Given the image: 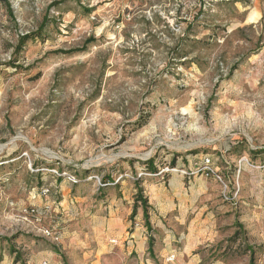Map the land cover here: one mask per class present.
Wrapping results in <instances>:
<instances>
[{"label": "rangeland", "instance_id": "obj_1", "mask_svg": "<svg viewBox=\"0 0 264 264\" xmlns=\"http://www.w3.org/2000/svg\"><path fill=\"white\" fill-rule=\"evenodd\" d=\"M17 252L264 264V0H0V264Z\"/></svg>", "mask_w": 264, "mask_h": 264}, {"label": "crops", "instance_id": "obj_2", "mask_svg": "<svg viewBox=\"0 0 264 264\" xmlns=\"http://www.w3.org/2000/svg\"><path fill=\"white\" fill-rule=\"evenodd\" d=\"M120 238L123 237V233H121ZM136 238H139V235H136ZM30 264H63L61 259L58 258L53 252L48 253V252H38L35 258H30L29 261ZM7 264H26L22 261H15V258L13 257L11 261L8 259Z\"/></svg>", "mask_w": 264, "mask_h": 264}, {"label": "trees", "instance_id": "obj_3", "mask_svg": "<svg viewBox=\"0 0 264 264\" xmlns=\"http://www.w3.org/2000/svg\"><path fill=\"white\" fill-rule=\"evenodd\" d=\"M23 41H24V39H23ZM137 201H140L141 202L142 207H143V211H144L145 223H146V225H149L148 224L149 223V215H148V207L149 206H148V201L146 199H144V197H143V195L141 193L137 195L136 202ZM136 208H137V206H136ZM15 255H16L15 261L16 262L21 261V257L19 256L18 252L15 253ZM63 264H67V263L63 262ZM250 264H253V257L251 258Z\"/></svg>", "mask_w": 264, "mask_h": 264}, {"label": "built area", "instance_id": "obj_4", "mask_svg": "<svg viewBox=\"0 0 264 264\" xmlns=\"http://www.w3.org/2000/svg\"><path fill=\"white\" fill-rule=\"evenodd\" d=\"M203 170H207V171H209V172L215 174V172H214V171L212 170V168H211V161H210L209 158L206 159L205 164H204V166H203ZM219 178H220V177H219ZM220 179H221V178H220Z\"/></svg>", "mask_w": 264, "mask_h": 264}]
</instances>
